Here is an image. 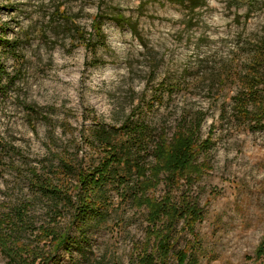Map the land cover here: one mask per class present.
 <instances>
[{
	"label": "rangeland",
	"instance_id": "rangeland-1",
	"mask_svg": "<svg viewBox=\"0 0 264 264\" xmlns=\"http://www.w3.org/2000/svg\"><path fill=\"white\" fill-rule=\"evenodd\" d=\"M204 1L189 11L171 0H0V232L13 234L0 264H19L9 255L18 248L23 258L31 249L52 255L50 264H136L148 229L147 209L134 202L136 175L116 168L83 226L78 179L61 159L92 170L105 154L96 128L145 123L171 139L185 115L203 117L201 140H210L199 157L208 168L189 190L203 211L198 264H264L255 258L264 239V127L252 131L235 111L252 59L264 53V0ZM164 194L163 185L154 192ZM43 228L66 233L73 247L39 244ZM182 228L176 253L193 242Z\"/></svg>",
	"mask_w": 264,
	"mask_h": 264
},
{
	"label": "trees",
	"instance_id": "trees-1",
	"mask_svg": "<svg viewBox=\"0 0 264 264\" xmlns=\"http://www.w3.org/2000/svg\"><path fill=\"white\" fill-rule=\"evenodd\" d=\"M171 1L189 11L205 5L204 0ZM99 18L96 22L100 25ZM115 19L119 24L127 22L133 33L137 34V29L132 26L131 20H126L121 15ZM100 29L101 26L97 28L99 31ZM104 40L103 33L100 32L98 44L104 45ZM96 48L97 46L93 51ZM251 63L235 111L236 117L247 123L249 129L257 131L264 127V53L257 52ZM202 119L200 115L194 118L183 116L171 139H168L164 132L156 135L145 123L126 124L121 131L96 128L95 140L101 151L105 153L97 168L73 171L71 169L73 163L69 160V156L61 159L62 170H67L68 174H74L78 179L75 190L79 191L82 205L77 215L81 224L84 226L88 219L97 213V193L108 185L114 170L122 168L126 174L134 173L138 178L134 202L139 208L147 209L146 241L138 248L136 264H170L173 254L178 264H198L197 251L200 247V238L196 226L203 219V211L189 190L208 168L206 160L199 162V157L207 158L210 148V140H201ZM151 143L154 145L152 151L154 161L150 166H145L141 156ZM134 154L139 158L134 157ZM160 185L164 186L165 194L159 199L155 197L154 192ZM42 189L52 197L61 199L65 197L62 191L52 188ZM177 192H180V195L176 196ZM179 222L183 223L182 229L190 233L193 242L176 253L173 235ZM9 235H2L0 232V245L5 251L12 249L8 248L12 242ZM37 237L39 244H49L56 252L62 248L70 250L74 245L72 238L66 233L54 229L43 228ZM18 249L26 252L24 249ZM18 249H14V256L9 255L19 264H33L36 261L50 264L54 260L52 255L44 257L39 255L36 249H31L29 253L33 261L29 262L30 258L20 256ZM255 258L256 260L264 258V239L255 250Z\"/></svg>",
	"mask_w": 264,
	"mask_h": 264
}]
</instances>
